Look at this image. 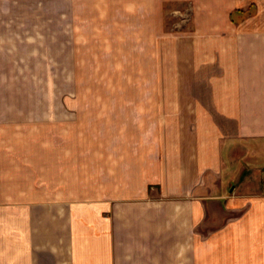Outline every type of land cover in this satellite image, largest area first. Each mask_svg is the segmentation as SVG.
Returning a JSON list of instances; mask_svg holds the SVG:
<instances>
[{"label": "crops", "instance_id": "1", "mask_svg": "<svg viewBox=\"0 0 264 264\" xmlns=\"http://www.w3.org/2000/svg\"><path fill=\"white\" fill-rule=\"evenodd\" d=\"M263 174L264 0H0V264H264Z\"/></svg>", "mask_w": 264, "mask_h": 264}, {"label": "rangeland", "instance_id": "2", "mask_svg": "<svg viewBox=\"0 0 264 264\" xmlns=\"http://www.w3.org/2000/svg\"><path fill=\"white\" fill-rule=\"evenodd\" d=\"M171 7H180L181 9L186 11V8L188 6L186 7L185 5H182V4H173V5H170L167 8L166 13H168V9L171 8ZM173 21L174 20L171 17H166V27H169L173 23ZM66 53H68V52H43V65L46 64L47 68H49V69L52 66L54 68H58L62 64L67 65L68 62H69V59L67 58V54ZM46 91L47 90L45 88H43V95H45ZM61 91H62V89H60V91L58 92L57 95H61ZM63 91L64 92H66V91L70 92L71 90H68V88L65 87V90H63ZM84 91L86 92V90H84Z\"/></svg>", "mask_w": 264, "mask_h": 264}, {"label": "built area", "instance_id": "3", "mask_svg": "<svg viewBox=\"0 0 264 264\" xmlns=\"http://www.w3.org/2000/svg\"><path fill=\"white\" fill-rule=\"evenodd\" d=\"M262 180H263V191H264V174L262 176Z\"/></svg>", "mask_w": 264, "mask_h": 264}]
</instances>
